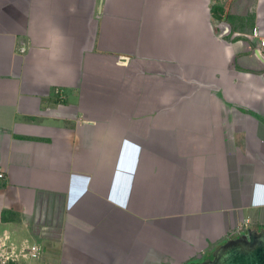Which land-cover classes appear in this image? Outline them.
I'll return each mask as SVG.
<instances>
[{
  "label": "crops",
  "instance_id": "crops-1",
  "mask_svg": "<svg viewBox=\"0 0 264 264\" xmlns=\"http://www.w3.org/2000/svg\"><path fill=\"white\" fill-rule=\"evenodd\" d=\"M239 2L0 0L1 257L195 264L264 228V0L213 13Z\"/></svg>",
  "mask_w": 264,
  "mask_h": 264
},
{
  "label": "water",
  "instance_id": "water-1",
  "mask_svg": "<svg viewBox=\"0 0 264 264\" xmlns=\"http://www.w3.org/2000/svg\"><path fill=\"white\" fill-rule=\"evenodd\" d=\"M195 264H264V228H247Z\"/></svg>",
  "mask_w": 264,
  "mask_h": 264
},
{
  "label": "rangeland",
  "instance_id": "rangeland-1",
  "mask_svg": "<svg viewBox=\"0 0 264 264\" xmlns=\"http://www.w3.org/2000/svg\"><path fill=\"white\" fill-rule=\"evenodd\" d=\"M227 8L228 9L225 8L226 13H230V11H234V13H237L234 15H236L237 17L239 16L240 20L238 21V25L239 24L241 25L250 24L249 23L250 20L243 21L244 14L247 13L246 11H248L249 8L251 9L247 0H240L237 7L231 4L230 7H227ZM238 13L242 16L238 15ZM248 14H250V11H248ZM42 245H43L42 250L43 249L45 250L44 254L38 255L37 257L29 256V258H25L23 260H18V259L12 258L11 256L10 258L6 259L5 256L7 255L2 256V257L0 256V264H57V261L51 258L54 253L52 244L50 242H47L45 245L44 244Z\"/></svg>",
  "mask_w": 264,
  "mask_h": 264
},
{
  "label": "built area",
  "instance_id": "built-area-1",
  "mask_svg": "<svg viewBox=\"0 0 264 264\" xmlns=\"http://www.w3.org/2000/svg\"><path fill=\"white\" fill-rule=\"evenodd\" d=\"M251 37L253 39H257V38H260L262 39L263 43H264V37H262V33L260 31V29L258 27H254L252 29V32H251ZM0 177H4V173L3 172H0ZM247 229V228H246ZM246 229L242 230V232H244ZM42 251V248L39 246V245H31L29 248H28V254L31 256V257H37L38 255H40ZM6 259L10 258V255H7L5 256Z\"/></svg>",
  "mask_w": 264,
  "mask_h": 264
},
{
  "label": "trees",
  "instance_id": "trees-1",
  "mask_svg": "<svg viewBox=\"0 0 264 264\" xmlns=\"http://www.w3.org/2000/svg\"><path fill=\"white\" fill-rule=\"evenodd\" d=\"M213 13H214L215 18L218 21H222L225 16L229 17V15L225 11V8H222L220 6H214L213 7Z\"/></svg>",
  "mask_w": 264,
  "mask_h": 264
}]
</instances>
